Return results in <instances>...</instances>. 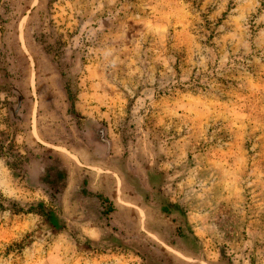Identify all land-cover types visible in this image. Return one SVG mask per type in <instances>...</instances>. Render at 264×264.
<instances>
[{
	"label": "rangeland",
	"instance_id": "rangeland-1",
	"mask_svg": "<svg viewBox=\"0 0 264 264\" xmlns=\"http://www.w3.org/2000/svg\"><path fill=\"white\" fill-rule=\"evenodd\" d=\"M0 264H264V0H0Z\"/></svg>",
	"mask_w": 264,
	"mask_h": 264
},
{
	"label": "trees",
	"instance_id": "trees-1",
	"mask_svg": "<svg viewBox=\"0 0 264 264\" xmlns=\"http://www.w3.org/2000/svg\"><path fill=\"white\" fill-rule=\"evenodd\" d=\"M84 184L87 185V181H84ZM84 192H85V191H84ZM106 198L108 199V197H106ZM112 211H113V207L110 206V207L107 209V214L110 213V212H112Z\"/></svg>",
	"mask_w": 264,
	"mask_h": 264
}]
</instances>
